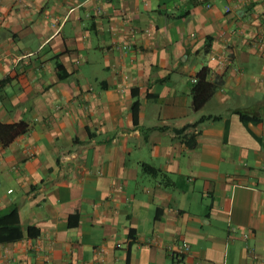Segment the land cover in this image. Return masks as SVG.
<instances>
[{
	"label": "crops",
	"instance_id": "1",
	"mask_svg": "<svg viewBox=\"0 0 264 264\" xmlns=\"http://www.w3.org/2000/svg\"><path fill=\"white\" fill-rule=\"evenodd\" d=\"M21 120L0 215L38 234L0 264H264V0H0V121Z\"/></svg>",
	"mask_w": 264,
	"mask_h": 264
},
{
	"label": "trees",
	"instance_id": "2",
	"mask_svg": "<svg viewBox=\"0 0 264 264\" xmlns=\"http://www.w3.org/2000/svg\"><path fill=\"white\" fill-rule=\"evenodd\" d=\"M56 69L59 78L66 77V73L62 68V65L60 63L56 64ZM209 72L208 67L201 68L197 74L195 75L196 78L192 88H191V105L193 110H199L203 104L213 95L216 89V83L208 81L207 74ZM134 102V106H135ZM133 106V109H134ZM240 119L244 120L245 118H248L243 113H239ZM221 118V115H202L200 116L196 121L192 123H187L183 125L180 128H174L172 129L175 133H182L185 129L188 127H195L198 124L210 120L215 121ZM156 129H167L165 126H157L154 127ZM153 128H146L143 130V132L146 133L147 130H150ZM28 130V125L25 121H17L14 123H4L0 121V141L2 145H8L15 137H17L20 134H24ZM197 132H191L190 134L182 135V139L184 143L188 147H195L196 146V135ZM141 169L143 172L154 175V176H160L161 181L167 185L170 186L173 184V181L168 177L167 174L159 170L158 168L154 167L153 165H150L148 163H141ZM32 237L38 234V229L33 226H28L23 232L19 226L18 216L16 213L15 208L9 209L6 213L3 215H0V241H12L16 240L19 237H21L23 234Z\"/></svg>",
	"mask_w": 264,
	"mask_h": 264
},
{
	"label": "built area",
	"instance_id": "3",
	"mask_svg": "<svg viewBox=\"0 0 264 264\" xmlns=\"http://www.w3.org/2000/svg\"><path fill=\"white\" fill-rule=\"evenodd\" d=\"M226 10H229V7L226 8ZM212 59H214V57H212ZM193 81H195V79H193ZM188 249V244L185 241H182L181 243H179L174 251L172 252L173 255L180 257L186 250Z\"/></svg>",
	"mask_w": 264,
	"mask_h": 264
}]
</instances>
